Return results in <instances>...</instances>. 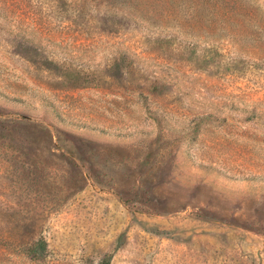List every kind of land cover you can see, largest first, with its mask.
<instances>
[{
    "label": "rangeland",
    "instance_id": "obj_1",
    "mask_svg": "<svg viewBox=\"0 0 264 264\" xmlns=\"http://www.w3.org/2000/svg\"><path fill=\"white\" fill-rule=\"evenodd\" d=\"M50 3L0 0V264H264V0Z\"/></svg>",
    "mask_w": 264,
    "mask_h": 264
},
{
    "label": "trees",
    "instance_id": "obj_2",
    "mask_svg": "<svg viewBox=\"0 0 264 264\" xmlns=\"http://www.w3.org/2000/svg\"><path fill=\"white\" fill-rule=\"evenodd\" d=\"M50 4L52 9H57L60 13H66L67 17L66 20H69L71 24L74 22V19H82L86 14V5L92 4V5H101V4H107V5H120V7L117 9L118 13H122L123 7H128L129 11H124V15L126 16H132V9H134V6L140 2V0H50ZM4 5H7L4 2H1ZM70 17H73L74 19L71 20ZM68 28V27H67ZM29 48V46L27 47ZM48 244L45 240H39L35 242L31 248L28 251V254L31 255L35 259H41L45 253L47 252Z\"/></svg>",
    "mask_w": 264,
    "mask_h": 264
}]
</instances>
